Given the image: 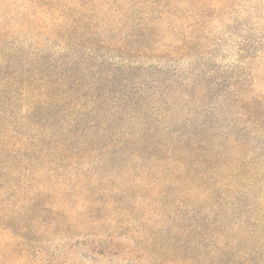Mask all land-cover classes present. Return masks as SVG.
I'll list each match as a JSON object with an SVG mask.
<instances>
[{
    "label": "trees",
    "instance_id": "trees-1",
    "mask_svg": "<svg viewBox=\"0 0 264 264\" xmlns=\"http://www.w3.org/2000/svg\"><path fill=\"white\" fill-rule=\"evenodd\" d=\"M237 1L0 0V264H78L80 252L264 264L250 229L264 212V96L230 70L209 80L203 64L209 85L178 77L160 93L209 107L187 118L177 100L162 108L94 72L116 57L181 58ZM118 65L111 77H128ZM78 235V252L56 243Z\"/></svg>",
    "mask_w": 264,
    "mask_h": 264
},
{
    "label": "rangeland",
    "instance_id": "rangeland-1",
    "mask_svg": "<svg viewBox=\"0 0 264 264\" xmlns=\"http://www.w3.org/2000/svg\"><path fill=\"white\" fill-rule=\"evenodd\" d=\"M257 0H238L233 9L230 10L223 19L211 20L205 19L204 29L201 31V47L192 48L191 52L186 53L181 58H174L173 60L150 57L153 59H137L134 57H116L110 59L111 62L119 63V67H123V74L121 77L113 79L110 75L112 71L110 69L111 62H105L104 60L94 64L98 66L94 72H100L102 77L111 81V86L122 88V93H126L131 90L139 91L141 97L145 101L148 97V101L158 103L164 108V102H170L177 100L178 109L182 106H188L190 109H184L185 117L193 116V114L203 113L208 111L209 107L205 106L200 109H196L191 97L185 94H179L171 92L170 98L160 97V93L169 89L176 90L179 88V84L174 83V80H182L188 78V81L198 76L197 84L209 85L207 81H201L199 77V71L201 76L204 72V66L206 69L216 71H210V79L216 78L219 74L223 76V72L230 70L235 75H245L247 80V90H252L255 94L264 96V2H256ZM208 21V22H207ZM194 46V45H193ZM201 65V66H199ZM202 67V68H200ZM239 72V74H237ZM219 73V74H218ZM116 76V77H117ZM128 79L127 81H125ZM157 81L159 83H157ZM193 81V80H192ZM207 82V83H206ZM186 83V86H187ZM161 89L156 88V86ZM183 89V88H182ZM186 93H193L191 88L184 87ZM215 92V91H214ZM212 92L211 97H216ZM137 98V95H135ZM208 102H211L208 100ZM193 113V114H192ZM247 136L248 133L246 134ZM144 139L148 140L150 137L143 135ZM155 140L158 138L155 137ZM257 159L255 161L264 160V152L259 150L257 152ZM261 164V163H260ZM264 170V165H261ZM242 191V190H241ZM246 192V190H244ZM260 197H264L262 193ZM247 204L250 202L245 200ZM257 221L261 225L259 228H253L264 241V212H259L255 216ZM205 218V217H204ZM259 226V225H258ZM234 227V225H232ZM247 231V229H246ZM245 235V234H244ZM78 235L72 240L65 242L57 241V245H66V247L73 246L76 251L82 250V243H87L89 235ZM69 246H68V245ZM251 246L256 252L259 247V253L263 252L264 246H260L257 243H252ZM238 249L241 246H235ZM73 251V250H72ZM240 251L246 252V247H241ZM75 252V250L73 251ZM259 257V255H258ZM90 259V255L80 252V254L73 257L78 264H134V260L127 261L119 257H100L95 256ZM264 259V257H263Z\"/></svg>",
    "mask_w": 264,
    "mask_h": 264
}]
</instances>
